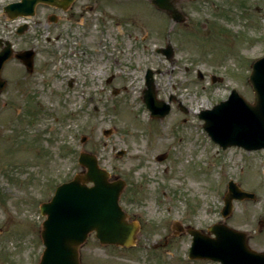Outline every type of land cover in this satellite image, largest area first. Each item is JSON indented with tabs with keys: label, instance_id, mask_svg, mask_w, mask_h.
Wrapping results in <instances>:
<instances>
[{
	"label": "rangeland",
	"instance_id": "rangeland-1",
	"mask_svg": "<svg viewBox=\"0 0 264 264\" xmlns=\"http://www.w3.org/2000/svg\"><path fill=\"white\" fill-rule=\"evenodd\" d=\"M9 1L0 0V37L36 54L32 72L16 59L1 72L0 264L37 263L39 204L80 169V150L125 181L119 202L138 223L129 246L102 245L89 234L80 264H217L189 260L190 235L175 234L176 223L205 231L222 222L264 250V149H222L197 117L231 88L252 101L247 77L264 53V0H173L182 22L150 0H112L111 18L89 10L92 0H77L84 22L73 33L63 19L48 25L50 9L39 4L21 35L22 18L3 12ZM167 43L170 58L157 51ZM147 67L158 70L157 97H172L163 118L150 117L142 102ZM228 180L255 198L234 199L222 216Z\"/></svg>",
	"mask_w": 264,
	"mask_h": 264
},
{
	"label": "water",
	"instance_id": "water-1",
	"mask_svg": "<svg viewBox=\"0 0 264 264\" xmlns=\"http://www.w3.org/2000/svg\"><path fill=\"white\" fill-rule=\"evenodd\" d=\"M39 1L51 0H19L6 4L4 10L9 17L31 15ZM152 2L169 11L174 19L183 20L182 14L169 0ZM25 27L26 25L20 26L18 32H22ZM161 50L167 56L172 54L169 45ZM12 55L31 70L32 50L13 54L7 40L0 50V70ZM145 77L143 100L152 115L163 116L169 105L156 99L152 71L147 70ZM249 81L254 91L252 103L232 90L227 100L202 112L205 129L223 147L230 144L242 145L248 149L264 147V55L251 64ZM4 83L0 77V90ZM78 161L85 170L59 184L52 197L40 204V212L46 218L40 231L44 248L37 264H79L78 248L92 230L101 243L129 245L134 241L137 224L126 220V214L118 204L123 181L108 180L107 171L98 166L96 157L89 152L81 151ZM89 181L92 185H87ZM243 197L252 198L253 194L241 191L233 182H229L222 214L229 213L232 198ZM188 231L193 236L189 249L192 257H209L221 264H264V252L250 249L242 231L224 224L208 228V231L214 233V237H208L193 228Z\"/></svg>",
	"mask_w": 264,
	"mask_h": 264
},
{
	"label": "flooded vegetation",
	"instance_id": "flooded-vegetation-1",
	"mask_svg": "<svg viewBox=\"0 0 264 264\" xmlns=\"http://www.w3.org/2000/svg\"><path fill=\"white\" fill-rule=\"evenodd\" d=\"M61 4L65 7H59L55 5H46V9L50 11L46 14V19L48 20V25H55L60 22L61 19L66 23L67 30L70 33L74 32V28L78 26L79 23H83L80 18L84 15L82 2H77V0H59ZM91 5H87L89 10L97 11L103 13L105 18H111V1L112 0H92ZM102 1H105L102 3ZM108 11V13L106 12ZM95 12H93L95 14ZM96 18L95 16H89V19ZM105 34L106 31L103 30ZM49 39V38H48Z\"/></svg>",
	"mask_w": 264,
	"mask_h": 264
}]
</instances>
